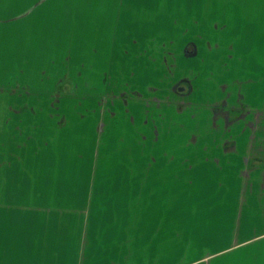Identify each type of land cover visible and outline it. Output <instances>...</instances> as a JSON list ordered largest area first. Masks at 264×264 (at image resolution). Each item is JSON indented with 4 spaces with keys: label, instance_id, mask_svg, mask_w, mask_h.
<instances>
[{
    "label": "rangeland",
    "instance_id": "obj_1",
    "mask_svg": "<svg viewBox=\"0 0 264 264\" xmlns=\"http://www.w3.org/2000/svg\"><path fill=\"white\" fill-rule=\"evenodd\" d=\"M260 1L121 3L99 94L60 95L59 85L51 98L8 99L25 109L23 144L8 147L0 178L9 264L32 255L40 264H95L96 251L160 230L167 239L153 248L171 255L183 244L185 263L205 256L215 227L204 224L233 218L224 208L234 209L244 151L264 155ZM182 77L183 92L174 87ZM253 161L257 169H243L241 179L255 186L258 208L264 161Z\"/></svg>",
    "mask_w": 264,
    "mask_h": 264
},
{
    "label": "crops",
    "instance_id": "obj_2",
    "mask_svg": "<svg viewBox=\"0 0 264 264\" xmlns=\"http://www.w3.org/2000/svg\"><path fill=\"white\" fill-rule=\"evenodd\" d=\"M132 2L134 0H0V178L7 176L8 147H21L25 130L23 102L19 106L17 102L9 105L8 99L51 98L57 95L59 85L65 86L60 95L91 98L99 94V87L103 89L107 82L108 66L113 65L119 4ZM262 13L263 17L255 19H264V10ZM247 151L242 156L244 167L240 168L239 164L240 170L235 175L234 209L228 205L224 208L233 211V218H216L204 224L215 227L208 234L214 236L210 237L214 244L203 247L205 256L200 258L199 255L185 263L184 255L189 248L183 244L171 255L153 248L154 239H159L158 242L167 239L160 230L151 234L149 240L139 242L130 237L133 240L125 241L126 244L121 241L117 248L96 251L95 264H264V205L257 208L252 199L253 195H258L255 186L249 190L242 186L243 169L253 173L257 169L253 160L262 163L264 155H251ZM215 167L222 171L220 165ZM256 173L264 178L263 172ZM201 192L205 196L210 193L209 190ZM250 205L254 206L253 213L248 211ZM8 259L7 242L0 236V264H9ZM26 259L30 260L21 264H40L33 255Z\"/></svg>",
    "mask_w": 264,
    "mask_h": 264
},
{
    "label": "flooded vegetation",
    "instance_id": "obj_3",
    "mask_svg": "<svg viewBox=\"0 0 264 264\" xmlns=\"http://www.w3.org/2000/svg\"><path fill=\"white\" fill-rule=\"evenodd\" d=\"M192 49L190 48V46H188V48H187V50H186V52H184L187 56H190L191 55V53H192ZM186 77V76H185ZM185 77H182L175 85H174V87L176 88V89H178L179 90V87H183V89L181 90L182 92L185 90V85H184V83L185 84H188V78H185ZM181 91H180V93H181Z\"/></svg>",
    "mask_w": 264,
    "mask_h": 264
},
{
    "label": "water",
    "instance_id": "obj_4",
    "mask_svg": "<svg viewBox=\"0 0 264 264\" xmlns=\"http://www.w3.org/2000/svg\"><path fill=\"white\" fill-rule=\"evenodd\" d=\"M183 89V87H179V90H182Z\"/></svg>",
    "mask_w": 264,
    "mask_h": 264
}]
</instances>
